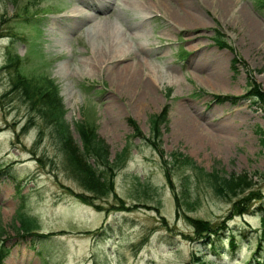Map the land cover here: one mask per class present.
Masks as SVG:
<instances>
[{"label":"rangeland","instance_id":"obj_1","mask_svg":"<svg viewBox=\"0 0 264 264\" xmlns=\"http://www.w3.org/2000/svg\"><path fill=\"white\" fill-rule=\"evenodd\" d=\"M129 1L0 0V248H8L0 263L258 264L264 242L258 249L263 225L256 202L241 214L231 205L250 190L264 196V0ZM73 3L85 18L68 15ZM215 28L228 46L212 41ZM114 30L126 44L115 53ZM101 48L114 57L89 69L86 62ZM138 49L152 93L137 108L131 91L115 90L108 66L133 65ZM10 52L17 61L7 60ZM17 74L56 84L74 148H80L75 123L83 118L94 126L105 146L87 162L113 167L109 192L82 184L86 173L59 147L45 114L21 129L28 100L10 91ZM246 77L254 97H212L242 94ZM26 92L34 102L37 93ZM180 111L191 123H182ZM192 123L199 125L196 135ZM156 144L161 159L179 156L168 178ZM196 167L225 181L215 190L199 175L194 199L181 205L179 176ZM92 192L98 195L92 203L80 198ZM214 230L215 248L206 241Z\"/></svg>","mask_w":264,"mask_h":264},{"label":"trees","instance_id":"obj_2","mask_svg":"<svg viewBox=\"0 0 264 264\" xmlns=\"http://www.w3.org/2000/svg\"><path fill=\"white\" fill-rule=\"evenodd\" d=\"M212 40L213 42L216 43V45H220V46L229 45L226 42L223 35L221 34V32L219 31V29L217 28L214 29ZM17 59H18V56L14 52H10V56L7 57V60L11 62L17 61ZM236 59L237 57L233 56L229 64L230 69L233 72L235 71L234 64H235ZM40 79H41L40 81L33 80L27 77L25 78L19 74H17L15 77L11 79L13 81L10 87V91L15 90L18 93L17 95L20 99L22 100L24 99L25 102H27L28 100V102L26 103V109L29 114L28 121L22 124L21 129L23 130L24 128H26V126L30 123V121L33 120V117L41 118V116L44 117V114H45L47 116L46 118L47 119L46 123H48L47 126L52 129V133L54 134L53 137L56 141H58L59 147H61V149H63L64 147L66 151L72 153L73 157L75 156L74 158L78 159L79 161L78 164L80 166L81 171L84 172V174L86 173L84 176L86 178L84 182L86 183L82 182V184H85L88 190L94 189L98 193L104 194V193L109 192L107 181L112 178L110 174L113 170V167L110 164H108V165H105L104 169H101L98 163L95 165H91L90 163L87 162V159L90 156L96 155L95 154L96 152L97 153L102 152V149H103V146H105V143L103 142V140H101L94 134L93 132L94 126L90 125L85 120H79L78 122L75 123V130L77 131V134H78L80 148H74L73 142H71L70 137H69L68 123L63 117V113L65 109L63 107L61 96L58 93L56 84L49 77H40ZM246 81H247L246 82L247 87H246L245 92H243L242 94H238V95L212 94V97L219 101H223L224 99H227L231 102H234L236 99H239V98L254 97L251 91L253 88V84L251 83L250 78L246 77ZM29 90L37 93V95H35L34 102L29 101V98L27 97L28 95L26 91H29ZM25 97H26V100H25ZM33 105H36L37 106L36 108H39V110H36V109L34 110ZM155 116L153 117L156 118ZM157 117H159V115ZM132 124H134V121H132ZM258 130H259L258 132L260 133L261 130L260 129ZM134 133H138V128L135 124L133 125L132 135ZM39 137L40 136L38 135V140H39ZM144 137H147L146 138L147 141L150 142V139L148 136L143 135L142 138L144 139ZM156 149L160 157V163L162 164L164 168L163 169V172L165 173L164 175L168 178V174H169L168 171L171 168H176L177 165L179 164V156L175 152H169L165 154L166 157L161 159V156L164 154L161 153V151H159V147L157 146V144H156ZM77 151L79 152V155ZM80 157H82L83 159H81ZM82 160H84V162H82ZM195 170L189 169L187 172H184L180 174L179 176V184L183 192V202L180 203L181 205L182 204L188 205L189 203H191V200L194 199L191 193V186L199 178V175L203 177V180L215 190L218 189V186H220L222 181H225V178L218 177L216 174V171L213 169L204 170L203 168H197ZM80 195H83V194H80ZM94 196L96 197L98 195L92 192V194H90L89 196L85 194L80 198L87 203H92V199L94 198ZM255 202H256L255 207H257L256 209L260 213V221L263 225V229L259 235V239L257 242V248L260 249L261 241L264 242V196L259 194L258 191L250 190L249 192L244 193L243 195H239L232 202L231 206H232L233 211L241 214L245 212L246 205H252ZM178 208L179 207L176 204V207H175L176 212ZM183 209H185V207ZM15 214H16V217L18 218V224L19 225L22 224L24 222L25 216H23V213L20 210V206L16 208ZM195 224L200 225L202 227L203 225H207V222H205V220L196 219ZM205 229L206 228H204L203 231ZM217 232L218 230L207 231V234H206L207 235L206 241H208L209 244H212L213 248H215V245L213 243H214V238L217 237L218 235ZM210 234H213L212 237L214 238L209 236ZM230 244L233 246L234 242L231 241ZM263 251H264V247H263ZM5 253H7V248L4 247L3 245V247L0 248V260L5 255ZM255 260H256V263L258 264H264V257L256 256Z\"/></svg>","mask_w":264,"mask_h":264},{"label":"bare ground","instance_id":"obj_3","mask_svg":"<svg viewBox=\"0 0 264 264\" xmlns=\"http://www.w3.org/2000/svg\"><path fill=\"white\" fill-rule=\"evenodd\" d=\"M127 1L129 3H131L129 0H127ZM161 1L163 2V0H161ZM220 1H222L223 4H226V3L229 4L228 0H219V2ZM85 3H86L85 5H87V6L89 5L87 2H85ZM76 5L77 4L73 3V6L69 9V11L72 12V13H69L68 15L73 17V18L75 17V19H77V18H85L86 15L81 13L82 8L81 7H77ZM220 5H221V2H220ZM76 11H79V12L75 13ZM188 17L189 16H187V20H190V21L192 20L193 22L194 21L196 22V19L197 20L200 19V16L189 17V18ZM256 28H257V26H256ZM256 28L254 26V22L251 23V29L255 30ZM134 29H135V31L138 30L137 27H135ZM101 31H103V30H101ZM256 32H258V31H256ZM99 33L101 34V32H99ZM114 33H115V30L112 33L110 32V39L111 40L112 39L115 40V38L113 36ZM118 37H120V36H118ZM114 42L116 43V45H115L116 47L113 49L114 50L113 53H115L118 50H121L122 47L123 48L126 47L125 42L124 41L122 42L121 39H117ZM95 52L96 53L91 56L89 62H86V64H85V65H88L89 69H99L101 67V63L105 62V64H107L109 58L114 57V55L110 56V51L107 50V49L101 48V49H99V50H97ZM140 53H141V50L138 49V54L136 56H133V60L135 61L133 63V65H131L129 63H125L123 65L118 66V63L116 65H111L109 63V66H108L109 74H110V77H111V82L113 83V85H115V90L117 92L123 91L124 93H127L128 91H131V93L133 95V96L132 95L131 96H132L133 100L135 101V105L134 106L137 107V108L141 105L142 102H144L146 100L145 94L148 96V94L150 95V93H152V89H151L152 83L149 80L146 79L147 77L145 79H143V76L141 74L140 64L142 62L140 61V56H139ZM125 57H126V54H125ZM131 58L132 57H130V60H131ZM150 75H151V73L149 72V76ZM149 100L150 99L148 98L147 102H149ZM180 112H181L180 118L182 120V123L183 124H185V122L191 123V121H190L191 118L186 116L184 114V112H182V111H180ZM192 124H191V126L193 127V128L191 127L192 128V132L196 135V131L198 130L197 127H199V125H197V124H193L192 125ZM186 126L188 127V125H186ZM200 135H201V133H200ZM197 136H199V135H197Z\"/></svg>","mask_w":264,"mask_h":264}]
</instances>
